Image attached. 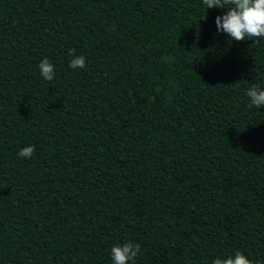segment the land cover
<instances>
[{"label": "trees", "instance_id": "16d2710c", "mask_svg": "<svg viewBox=\"0 0 264 264\" xmlns=\"http://www.w3.org/2000/svg\"><path fill=\"white\" fill-rule=\"evenodd\" d=\"M230 7L0 0V264H264V38Z\"/></svg>", "mask_w": 264, "mask_h": 264}, {"label": "clouds", "instance_id": "9594fccd", "mask_svg": "<svg viewBox=\"0 0 264 264\" xmlns=\"http://www.w3.org/2000/svg\"><path fill=\"white\" fill-rule=\"evenodd\" d=\"M207 8H225L232 5L222 16L216 17L217 30L226 33L230 40L246 41L252 38H264V0H203ZM76 49H70L69 67L72 69L84 68L86 58L83 55L76 56ZM40 74L46 81H52L55 76V66L45 58L39 64ZM246 95L251 100V105L264 107V89L253 86L246 90ZM35 152V146L22 148L18 155L31 159ZM141 251L139 243L126 242L123 245L114 246L111 249L113 264H135V258ZM213 264H252L245 255L237 251L234 257L216 258Z\"/></svg>", "mask_w": 264, "mask_h": 264}]
</instances>
